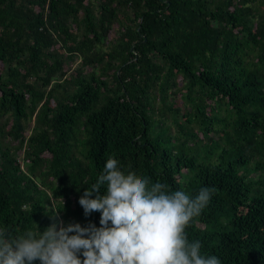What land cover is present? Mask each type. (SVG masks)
Segmentation results:
<instances>
[{"label": "trees", "instance_id": "trees-1", "mask_svg": "<svg viewBox=\"0 0 264 264\" xmlns=\"http://www.w3.org/2000/svg\"><path fill=\"white\" fill-rule=\"evenodd\" d=\"M110 156L213 188L189 239L264 264V0H0V226L99 227L79 198Z\"/></svg>", "mask_w": 264, "mask_h": 264}, {"label": "clouds", "instance_id": "clouds-1", "mask_svg": "<svg viewBox=\"0 0 264 264\" xmlns=\"http://www.w3.org/2000/svg\"><path fill=\"white\" fill-rule=\"evenodd\" d=\"M214 194L202 187L190 195L149 176L125 174L110 156L79 198L85 216L100 214L99 227L57 220L43 231L13 235L0 226V264H222L187 232Z\"/></svg>", "mask_w": 264, "mask_h": 264}, {"label": "rangeland", "instance_id": "rangeland-1", "mask_svg": "<svg viewBox=\"0 0 264 264\" xmlns=\"http://www.w3.org/2000/svg\"><path fill=\"white\" fill-rule=\"evenodd\" d=\"M116 32H117V30H116ZM80 61H81L80 58H76V61H70L69 60L68 63L66 64V66H65V69H67L69 72H72L75 69V67L79 64ZM173 103L175 105H177V106H182L184 108L185 104H184V101H183V98H182V94H179L178 97H176L174 99ZM157 116L162 121H164L167 125L172 126V131L173 130L176 131L175 130V122H174V119H173V117H172L170 112H168L167 115H165V116L161 112H159V114H157ZM32 126H34V122H32L30 128H32ZM30 128H28L27 134L31 133V129ZM18 156H19L20 160H23V158H24V150L23 151H19ZM259 173L260 172H258V174ZM253 175L256 176L257 174L253 173Z\"/></svg>", "mask_w": 264, "mask_h": 264}]
</instances>
